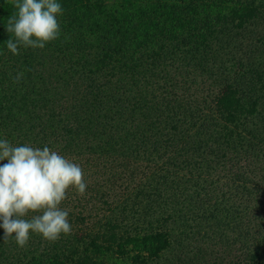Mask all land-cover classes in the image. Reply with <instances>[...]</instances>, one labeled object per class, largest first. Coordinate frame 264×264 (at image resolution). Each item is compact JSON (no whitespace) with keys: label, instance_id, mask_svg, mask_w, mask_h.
<instances>
[{"label":"trees","instance_id":"trees-1","mask_svg":"<svg viewBox=\"0 0 264 264\" xmlns=\"http://www.w3.org/2000/svg\"><path fill=\"white\" fill-rule=\"evenodd\" d=\"M57 2L61 36L13 55L0 0V139L87 188L56 241L0 228V264H264V0Z\"/></svg>","mask_w":264,"mask_h":264},{"label":"clouds","instance_id":"clouds-1","mask_svg":"<svg viewBox=\"0 0 264 264\" xmlns=\"http://www.w3.org/2000/svg\"><path fill=\"white\" fill-rule=\"evenodd\" d=\"M9 2L17 10L6 24L11 35L5 46L13 55H19L21 47L42 50L61 36L58 17L64 9L57 0ZM23 76L24 71H18L12 77L13 83L18 84ZM4 160L7 163L0 165V228L4 238L14 237L18 246L25 247L31 233L48 241L69 234V210L61 204L68 198L69 188L78 195L85 194L87 182L82 166L47 145L14 146L8 139H0V161ZM29 213L34 215L26 218Z\"/></svg>","mask_w":264,"mask_h":264}]
</instances>
